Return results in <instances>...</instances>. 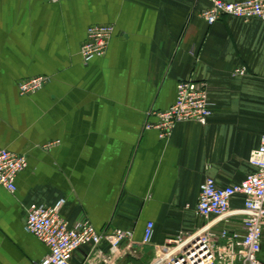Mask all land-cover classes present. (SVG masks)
<instances>
[{
  "label": "crops",
  "instance_id": "crops-1",
  "mask_svg": "<svg viewBox=\"0 0 264 264\" xmlns=\"http://www.w3.org/2000/svg\"><path fill=\"white\" fill-rule=\"evenodd\" d=\"M237 1V0H235ZM207 0H0V148L26 156L13 192L0 186V264H36L48 247L25 229L31 204L54 205L73 224L129 229L152 222L151 245L117 264H149L155 245L201 224L200 185L253 171L264 136V20L200 16ZM110 24L107 49L84 63L90 25ZM244 68V74L234 71ZM44 76L36 92L21 80ZM205 81L207 123L182 121L160 138L148 116L177 83ZM231 205H242L240 196ZM88 247L72 256L85 261ZM264 258V246H262Z\"/></svg>",
  "mask_w": 264,
  "mask_h": 264
},
{
  "label": "built area",
  "instance_id": "built-area-1",
  "mask_svg": "<svg viewBox=\"0 0 264 264\" xmlns=\"http://www.w3.org/2000/svg\"><path fill=\"white\" fill-rule=\"evenodd\" d=\"M58 1V0H49ZM201 18L212 25L224 15L244 21L264 20V0H207ZM113 33L110 24L90 25L80 47L82 61L86 63L105 53ZM235 74H244L239 68ZM47 78L36 76L23 79L18 88L21 94L40 89ZM213 102L205 81L185 79L177 83L173 104L166 109H152L146 128H154L160 138L171 136L176 124L182 121L207 123L212 114ZM248 163L253 171L237 183L220 186L208 176L200 185L195 213L199 226L180 229L155 245L154 257L149 264H264V136L259 145L250 151ZM23 154L0 148V186L13 192L17 174L26 167ZM240 196L242 205L234 208L231 201ZM62 201L54 205L31 204L26 213L25 229L48 247V254L36 264H73L72 254L88 247L82 264H117L128 253L151 245L153 223L148 222L141 240L134 241L129 229L97 230L87 219L70 224L61 214ZM123 264H133L124 262Z\"/></svg>",
  "mask_w": 264,
  "mask_h": 264
}]
</instances>
